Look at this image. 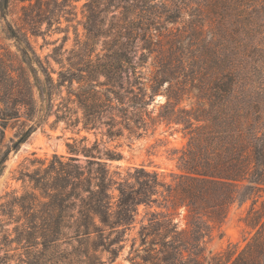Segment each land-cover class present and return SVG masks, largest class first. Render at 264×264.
Masks as SVG:
<instances>
[{
  "label": "trees",
  "instance_id": "16d2710c",
  "mask_svg": "<svg viewBox=\"0 0 264 264\" xmlns=\"http://www.w3.org/2000/svg\"><path fill=\"white\" fill-rule=\"evenodd\" d=\"M84 9L83 38L66 55L52 54L56 78L35 55L23 66L0 45V171L36 128L40 81L47 109L64 90L55 121L108 141L180 127L187 141L175 151L177 173L167 183L137 168L114 181L106 163L120 153L84 136L66 144V161L54 155L23 174L32 191L16 205L42 207L45 240L76 239L112 261L140 206L184 207L180 231L168 214L150 212L131 264H264V0H86ZM41 14L28 15L27 26ZM21 119L3 145L8 125ZM246 201L244 246L205 256L206 239L232 205Z\"/></svg>",
  "mask_w": 264,
  "mask_h": 264
},
{
  "label": "rangeland",
  "instance_id": "374dc122",
  "mask_svg": "<svg viewBox=\"0 0 264 264\" xmlns=\"http://www.w3.org/2000/svg\"><path fill=\"white\" fill-rule=\"evenodd\" d=\"M85 3L86 0H5V9L0 11V45L23 66L34 63L35 55L53 71L52 77L56 78L59 68L53 62L52 54L57 49L66 55L75 40L83 38ZM37 11L42 12L41 17L29 28L27 16L33 17ZM64 95L62 90L47 109L44 86L35 81L33 96L38 114L33 125L36 128L18 150L10 151L0 171V264H131L133 251L138 246V231L150 218V212L168 214L180 231L187 227L184 207L167 212L156 207L145 209L140 206L134 223L125 233L122 249L112 261L106 252L101 249L93 252L90 244L76 239L60 236L50 241L42 238V234L48 233L42 207L35 208L33 212H23L15 203L24 192L32 191V184L23 174L34 171L40 164L46 167L54 155L66 161V144L85 136L89 144L96 140L101 149L114 148L120 153V160L106 163L114 181L127 180L135 169L144 168L169 183L177 173L178 155L175 151L183 149L187 140L180 127L163 124L153 134L139 139L125 134L108 141L101 133H86L80 130V125L73 127L69 123L55 121V111ZM163 101L161 96L156 97L155 102ZM72 110L76 112L74 106ZM75 117H80V113L75 114L73 119ZM21 122L22 119L8 125L3 145H7L21 128ZM111 195L115 202V185L111 187ZM249 204L250 201H246L230 207L222 225L206 239L205 256L220 252L229 245L237 249L244 246L249 234L241 218ZM69 231L65 230L68 234Z\"/></svg>",
  "mask_w": 264,
  "mask_h": 264
}]
</instances>
